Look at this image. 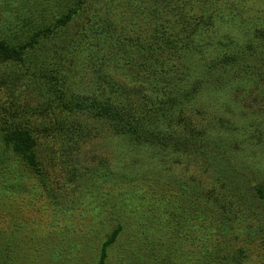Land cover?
<instances>
[{"label": "rangeland", "instance_id": "rangeland-1", "mask_svg": "<svg viewBox=\"0 0 264 264\" xmlns=\"http://www.w3.org/2000/svg\"><path fill=\"white\" fill-rule=\"evenodd\" d=\"M43 30L0 61V264H264V0H0Z\"/></svg>", "mask_w": 264, "mask_h": 264}, {"label": "trees", "instance_id": "trees-1", "mask_svg": "<svg viewBox=\"0 0 264 264\" xmlns=\"http://www.w3.org/2000/svg\"><path fill=\"white\" fill-rule=\"evenodd\" d=\"M156 30L160 31V29L156 28ZM45 30H43V32H41L39 34V32L32 36L30 38V41L25 44V45H21L17 48H12L11 46L8 45V43L5 40H0V61H5V60H11L13 62H23L25 60L26 57H24V53H26V49L30 48L32 50H35V48L40 45V41L41 39L39 37L43 36L45 34ZM48 33V32H47ZM137 44V42H136ZM35 58V57H34ZM242 57H239V55L237 53H232V54H228L226 56V58L223 57V62H221L218 66V64H216L217 69L220 70L221 75L220 77H223L226 74L231 73L235 68H234V64L236 62L239 63V59ZM35 62V61H34ZM242 65V64H241ZM79 101H74V104L76 105H80V106H86V107H90V108H95L96 113L99 115H103L107 118H110L113 120V123L117 126L123 124V123H127L128 122V118H127V114L125 109L123 108H117L113 105H111L110 103L108 104H103L100 103L99 101L96 100H89L83 97L78 98ZM130 124V122L128 123V125ZM130 128V126H129ZM133 129V128H131ZM129 129V130H131ZM23 133V132H22ZM22 133H17L15 134V137L17 139V136L19 135L20 138H18L17 140L22 142L24 141L23 137H22ZM11 141V136H6L4 143H9ZM25 144V143H24ZM17 147L19 149H23L24 147H27V144L25 146H23V148H20L18 145ZM28 160H31V156L28 154L26 155L25 153L23 154ZM259 194L264 196L263 192L264 189L259 188L258 190ZM108 242L105 243L104 245L107 246ZM105 248V247H103Z\"/></svg>", "mask_w": 264, "mask_h": 264}]
</instances>
